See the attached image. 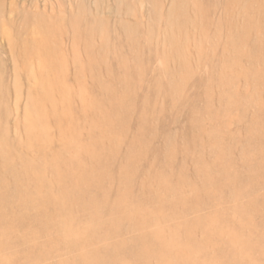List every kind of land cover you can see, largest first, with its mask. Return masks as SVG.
I'll return each mask as SVG.
<instances>
[{
    "label": "rangeland",
    "instance_id": "1",
    "mask_svg": "<svg viewBox=\"0 0 264 264\" xmlns=\"http://www.w3.org/2000/svg\"><path fill=\"white\" fill-rule=\"evenodd\" d=\"M0 264H264V0H0Z\"/></svg>",
    "mask_w": 264,
    "mask_h": 264
},
{
    "label": "bare ground",
    "instance_id": "2",
    "mask_svg": "<svg viewBox=\"0 0 264 264\" xmlns=\"http://www.w3.org/2000/svg\"><path fill=\"white\" fill-rule=\"evenodd\" d=\"M56 182V181H55ZM57 183V182H56ZM57 186V185H56ZM59 187V186H58ZM82 189V188H81ZM69 203V202H68ZM81 203V202H80ZM44 205V204H43ZM64 205V204H63ZM67 206V205H66ZM48 209V208H47ZM50 220V219H49Z\"/></svg>",
    "mask_w": 264,
    "mask_h": 264
}]
</instances>
